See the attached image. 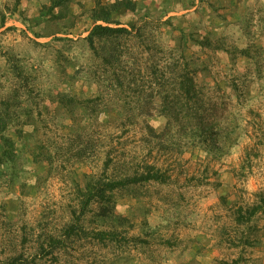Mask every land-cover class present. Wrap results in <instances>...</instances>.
I'll use <instances>...</instances> for the list:
<instances>
[{
  "label": "trees",
  "instance_id": "16d2710c",
  "mask_svg": "<svg viewBox=\"0 0 264 264\" xmlns=\"http://www.w3.org/2000/svg\"><path fill=\"white\" fill-rule=\"evenodd\" d=\"M143 1L94 0L87 11L93 24L76 40L56 36L75 24V15H68L74 0L42 5L40 17L56 26L48 35L63 43L48 69L43 60L35 61V68L18 53L0 48L5 60V67L0 66V184L16 198L19 214L23 196L40 190L51 177L70 183L75 203L66 208L68 220L57 231H50L43 213L38 227L22 224L21 240L4 234L9 248L5 264L64 262L71 244L78 242L92 251L105 249L102 264H127V252L137 260L130 258L131 264H139L134 252L152 244L156 231L147 217L151 206L143 201L153 198L149 187L161 188L173 180L170 168L149 159L154 154L171 159L199 150L219 162L251 134L250 126L262 132L257 123L261 115L251 107L256 93L249 84L253 78L263 81L264 47L257 43L228 47L226 37L209 27L207 15L227 20L223 0H159L155 9ZM251 1L233 0L232 5L245 8L236 24L248 35H255L258 27L264 34V0ZM174 4L195 7L188 14L193 17L188 29L178 24V17L169 16ZM204 6L210 9L207 15L201 12ZM122 15L133 19L124 23ZM1 17L3 25L6 15ZM76 48L80 54L74 53ZM221 51L229 56V70L238 69L241 55L253 67L243 78L229 77L228 72L217 75L212 60ZM75 83L82 87L79 93L68 88ZM156 118L163 122L160 129L153 123ZM66 127L68 133L63 131ZM131 129L142 134L146 153L141 159L117 147ZM83 165L96 171L81 178ZM124 197L143 202L140 234L132 233L134 221L120 210ZM178 204L170 202L173 215L179 213ZM230 208L238 233V241L232 238L231 243L242 249L262 245L258 219L264 216V194L256 202ZM2 211V223L9 227L14 221L5 203ZM164 242L171 244L169 239ZM145 253L155 259L148 249ZM189 260L200 264L196 257ZM243 260L240 255L217 264H244Z\"/></svg>",
  "mask_w": 264,
  "mask_h": 264
},
{
  "label": "rangeland",
  "instance_id": "374dc122",
  "mask_svg": "<svg viewBox=\"0 0 264 264\" xmlns=\"http://www.w3.org/2000/svg\"><path fill=\"white\" fill-rule=\"evenodd\" d=\"M157 1L159 0H148L147 5L155 9ZM254 1L252 0L251 3ZM232 2L233 0H223L226 21L217 17H208L210 9L206 6L202 8L201 12L207 15L210 21L209 27L217 34L226 37L228 47H247L255 43L264 47V34L260 30L261 27H258L255 35H248L239 29L236 23L245 12V8L240 9L239 5L234 6ZM237 3L240 2L237 0ZM44 4L49 5L50 0H0V48L18 53L28 65H33L35 68L37 66L35 61L43 60L48 69L54 64V56L63 43L55 41L53 35H48L51 30L56 29V26L46 24L45 18L40 17L39 11ZM93 5L94 0H74L68 15H75V24L72 27L71 23L63 21V25L67 23L72 29L66 33H58L56 36L70 37L75 40L85 37L93 24L87 13ZM174 6L169 16L178 17V24L187 28L191 23L189 20L193 18L188 14L195 7L183 9L180 4H174ZM2 13L6 15L3 25ZM132 19L131 16L122 15L124 23H129ZM74 53L80 54L81 51L76 48ZM212 61L215 74L228 72L229 77L236 75L243 78L244 74L253 67L252 61L241 55L236 61L238 69L229 70V56L222 51L216 52ZM262 62L264 64V53ZM1 65L5 67V60L2 58H0ZM56 76H53L54 83L57 82L58 76ZM45 82V87H48L49 81ZM6 84L8 85L7 82ZM63 86L66 87L65 83ZM249 86L251 93H256L251 99V107L261 115L257 123L262 132H256L254 127L250 126L251 134L244 136L223 160L212 161L199 150H188L183 155L173 156L171 159L163 155L158 157L157 154L148 158L150 161L157 160L161 165L170 168L173 180L169 185H163L161 188L159 185L149 187L153 198L143 201L151 206V214L147 217L156 227V231L153 232L155 236L152 237V244L142 245L140 248L143 249L134 252L139 256V264H190L189 259L193 257H196V261L200 264H217L220 259L232 261L240 255H243L244 264H264V216L258 219L262 228L260 231L262 245L242 249L231 243L232 238L238 241V233H235V223L230 217L232 214L230 204H251L264 194V76L263 81L253 78ZM68 88L77 93L82 91L79 83L70 84ZM157 120H153V123L160 129L163 122L161 119ZM63 131L69 132L67 127ZM141 135L139 129H131L122 136L125 140L123 144H117L118 149L126 151L129 157L134 155L141 159L146 153L140 142ZM115 138L117 140V137ZM206 165H209V170L205 169ZM94 171L96 170L91 166L79 167L81 178L83 173ZM18 187V185L15 187L16 193H19ZM8 189L7 186L2 187L0 184V264H5L4 258L8 257L9 253L8 240L4 239V234L21 240L22 224L27 223L38 227L43 213L48 215L50 231H57L61 223L68 220L66 208L68 205L75 204L71 199L70 183H66L59 176L49 178L47 183L34 194L23 196V208L20 214L18 209L14 208L17 205L16 198H13ZM156 192L161 194L158 195ZM143 202L131 197H124L119 201L120 210L135 223L132 230L135 234L142 232L144 217L140 207ZM170 202L179 203L178 214H172ZM2 203H5L12 213L11 223L14 222L9 227H6L5 222L2 223L4 218ZM6 213L9 217L7 211ZM156 236L163 237L164 241L169 239L171 244L167 247V243L160 241ZM70 248V256L62 257L64 262L54 261L53 264H89L90 262L102 264L106 260L105 249L92 251L81 247L79 242L71 244ZM146 249L150 254H154L155 259L149 260L145 253ZM127 255H129L127 264H131L129 259L132 254L127 252ZM131 259L135 260V258ZM95 260L97 262H94ZM123 260H125L124 257Z\"/></svg>",
  "mask_w": 264,
  "mask_h": 264
}]
</instances>
